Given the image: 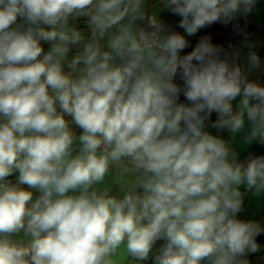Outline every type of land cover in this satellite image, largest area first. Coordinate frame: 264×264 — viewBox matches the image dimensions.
Masks as SVG:
<instances>
[{
	"label": "clouds",
	"instance_id": "clouds-1",
	"mask_svg": "<svg viewBox=\"0 0 264 264\" xmlns=\"http://www.w3.org/2000/svg\"><path fill=\"white\" fill-rule=\"evenodd\" d=\"M256 2L160 0L188 36ZM147 8L0 0V264H249L259 250L264 226L237 214L264 195V155L240 160L234 143L264 145L260 57L241 67L207 36L180 55L185 36ZM213 113L228 139L206 130Z\"/></svg>",
	"mask_w": 264,
	"mask_h": 264
},
{
	"label": "crops",
	"instance_id": "crops-1",
	"mask_svg": "<svg viewBox=\"0 0 264 264\" xmlns=\"http://www.w3.org/2000/svg\"><path fill=\"white\" fill-rule=\"evenodd\" d=\"M171 15L173 16V22L170 24ZM242 17L250 24L253 25V30L242 37L238 44L235 46L234 51L239 52V56L237 58V63L241 67H245L247 65V58L250 51H255L261 60V67L259 69H255L249 73V79L257 81L264 85V0H257L255 6L252 11L247 15L239 14L237 17ZM161 21L167 25L171 30L178 32L185 37L188 36L184 33V30L179 28L178 22L181 19L178 16H175L168 10H163L162 15L160 16ZM240 98H237V101H234V107ZM217 119V114L213 113L210 121L206 122L208 127L207 131L214 135H219L225 139H228L230 134L224 130H218L212 128L211 122ZM234 147L239 151V156L247 154L251 151L256 152L257 155H264V145H260L256 142H253L250 145L244 146L240 143L239 136L236 138V142L234 143ZM10 179L14 180V177H10ZM110 180V178H107ZM106 180V182H107ZM243 191V189H242ZM238 219L243 220H254L261 223L264 226V195L259 197L254 196L252 193L245 194L244 207L242 212L237 214ZM258 243V242H257ZM259 250L255 253H248L247 259L249 264H264V245L258 243ZM151 264V262H149Z\"/></svg>",
	"mask_w": 264,
	"mask_h": 264
},
{
	"label": "trees",
	"instance_id": "trees-1",
	"mask_svg": "<svg viewBox=\"0 0 264 264\" xmlns=\"http://www.w3.org/2000/svg\"><path fill=\"white\" fill-rule=\"evenodd\" d=\"M252 30L253 25L240 16L226 24L223 22L214 23L213 25L201 29L193 36H186L185 39L188 41V47H186L180 55H186L191 52L199 43L201 37L204 36L209 37L214 45L222 46L224 51L233 52L240 39L249 34ZM176 82L180 83L179 77L176 78ZM181 101L187 102L184 100L183 94H181ZM256 240L258 243L264 245V233L257 236Z\"/></svg>",
	"mask_w": 264,
	"mask_h": 264
},
{
	"label": "rangeland",
	"instance_id": "rangeland-1",
	"mask_svg": "<svg viewBox=\"0 0 264 264\" xmlns=\"http://www.w3.org/2000/svg\"><path fill=\"white\" fill-rule=\"evenodd\" d=\"M147 11L149 14H152L153 12L159 11L160 12V16L162 15V5L160 4V0H148V8ZM173 22V16L171 15L170 18V24H172ZM47 45H45V48L47 49Z\"/></svg>",
	"mask_w": 264,
	"mask_h": 264
},
{
	"label": "built area",
	"instance_id": "built-area-1",
	"mask_svg": "<svg viewBox=\"0 0 264 264\" xmlns=\"http://www.w3.org/2000/svg\"><path fill=\"white\" fill-rule=\"evenodd\" d=\"M257 155L256 154V152H254V151H251V152H249V153H247V154H244V155H241V156H239V159L240 160H244L247 156H249V155Z\"/></svg>",
	"mask_w": 264,
	"mask_h": 264
}]
</instances>
